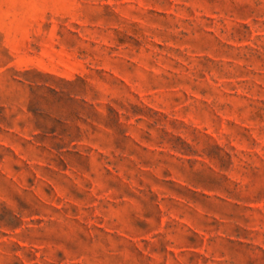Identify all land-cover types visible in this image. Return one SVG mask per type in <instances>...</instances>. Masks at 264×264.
Returning a JSON list of instances; mask_svg holds the SVG:
<instances>
[{
    "label": "rangeland",
    "instance_id": "374dc122",
    "mask_svg": "<svg viewBox=\"0 0 264 264\" xmlns=\"http://www.w3.org/2000/svg\"><path fill=\"white\" fill-rule=\"evenodd\" d=\"M0 264H264V0H0Z\"/></svg>",
    "mask_w": 264,
    "mask_h": 264
}]
</instances>
